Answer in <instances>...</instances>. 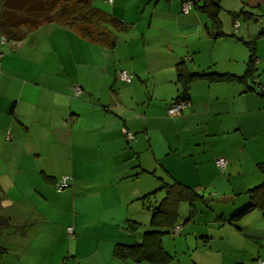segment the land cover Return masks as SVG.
Masks as SVG:
<instances>
[{"label":"crops","instance_id":"0c3cea01","mask_svg":"<svg viewBox=\"0 0 264 264\" xmlns=\"http://www.w3.org/2000/svg\"><path fill=\"white\" fill-rule=\"evenodd\" d=\"M96 1L116 20L110 43L47 22L26 34L44 32L32 44L35 70L14 69L0 53V217L14 229L0 234V264L46 254L56 264H129L115 246L157 229L145 207L152 196L141 198L173 181L201 199L193 212L180 204L168 234L202 241L201 264L264 260V210L239 214L264 182V0H218V34L198 7L183 13L182 0ZM250 62L254 81L243 78ZM176 63L192 75L189 104L169 116L184 84ZM120 70L131 82L117 79ZM63 177L70 185L55 189ZM215 243L228 251L212 255Z\"/></svg>","mask_w":264,"mask_h":264},{"label":"trees","instance_id":"16d2710c","mask_svg":"<svg viewBox=\"0 0 264 264\" xmlns=\"http://www.w3.org/2000/svg\"><path fill=\"white\" fill-rule=\"evenodd\" d=\"M193 7H198L208 15L218 34L221 27L218 19L220 12L218 0H205L201 7L193 3ZM115 21L109 20L98 8L92 5L91 0H66L62 5L58 0H0V38L6 42L22 41L29 31L37 29L43 23L53 22L78 31L79 28H75V26L81 22L85 28L80 29L81 31L79 30L78 33L83 38L94 42L105 41L110 43V36L106 33L108 32L107 27L110 25L115 28L117 26ZM99 25L103 29L97 33L96 26ZM253 72V62H250L243 78L254 81L256 76ZM191 76L187 75L181 67H178V77L182 83L190 80ZM186 84H183V90L175 98V101L189 99ZM58 181L52 182L55 187ZM56 189L63 190L64 188L56 187ZM158 191H163L164 195L159 202H156L154 194ZM247 193L249 204L239 214L249 209L264 210V182ZM150 197L151 201L148 204L145 203V207L151 212L150 225L157 229L145 232L143 241L140 243L117 244L114 254L121 259H130L134 262L148 261L152 264H166L172 256L163 247L161 236L170 233V231L172 233L174 227L177 226L178 210L182 202L190 203L191 212H193L192 203L201 198L195 190L178 181L163 182L160 188L146 194L141 199L144 203ZM130 227L133 229L134 225ZM6 228H9L8 221L0 217V234ZM5 255L6 249L0 245V260Z\"/></svg>","mask_w":264,"mask_h":264},{"label":"rangeland","instance_id":"374dc122","mask_svg":"<svg viewBox=\"0 0 264 264\" xmlns=\"http://www.w3.org/2000/svg\"><path fill=\"white\" fill-rule=\"evenodd\" d=\"M58 1L60 2V5H62L63 2H65L66 0H58ZM96 4L98 6H96L94 3L92 5L95 7H99L101 5V3L99 1H98V3L96 1ZM130 16H134V15L131 12H127L126 17H130ZM77 27L79 28L78 29V31H79L80 29L85 28V25L80 22L75 26V28H77ZM96 28H97V33H100L101 29H103L102 26L100 27V25L96 26ZM43 35H44V32H40L39 35H36L35 32H31L28 35H26V37L24 38V40H23L24 44L23 45H21V42H13V41L2 42V40L0 38V43H3V44H0V53H2L3 56H5L6 61H8L9 64L11 63V67L14 69L21 70V68H22L23 70H25L27 72L35 70V67L37 66V64L34 62V60L30 59V57L32 56V53L37 55L39 51L36 49L32 50V44L36 43L35 38H37L38 36H43ZM117 52L119 54L120 53L123 54L121 49H119ZM113 54L115 56V51ZM23 56H24V58H23ZM5 59H3V58L0 59L1 63ZM175 62L176 61H173V63H175ZM175 65L179 67L180 64L177 65V63H176ZM53 187L55 188L54 184H53ZM10 209H14V208H10ZM8 211H9V209H8ZM9 230H11V232L14 231V229H11V228H9ZM7 232H9V231H7ZM69 237L70 236L68 235V240L70 239ZM72 240H74V239H72ZM162 242H163L164 248L172 255V258L166 264H201L200 263V256L202 255V253L204 251V249L202 250V248L204 247L203 246L204 243L202 241H200L198 239L193 240L192 238L186 239V238H184L183 233H181L180 235H177V236H173L172 234H165V235H163ZM4 243L6 244V242H4ZM60 244H62L61 241H60ZM69 244L70 243H68V241H67L66 246H65L66 251L69 248ZM217 249H219V248L215 243L214 248L212 250V255H214V254L216 255L217 251L222 252V253L228 251L227 248H225L223 250H221V249L217 250ZM12 253L13 254H11V255H7L5 260H7V261L8 260L9 261L14 260L15 256H13V255H14V253H16L15 250ZM67 256H68V253L66 252L64 255V258ZM69 261H70V259H69ZM56 263H57L56 260L51 259V255L47 256V254L44 255V257L42 259L38 255H31V257H29V258L23 257L22 260H20V262H19V264H56ZM73 264H74V261H73ZM129 264H152V263H149L146 261L136 263V262L131 261V262H129Z\"/></svg>","mask_w":264,"mask_h":264},{"label":"built area","instance_id":"2783aa9c","mask_svg":"<svg viewBox=\"0 0 264 264\" xmlns=\"http://www.w3.org/2000/svg\"><path fill=\"white\" fill-rule=\"evenodd\" d=\"M192 9V3L187 1V0H182L181 3V10L183 13H188ZM238 27V22L234 23V28L236 29ZM2 41H5L4 39H1ZM117 79L126 83L131 82L132 76L129 72L126 70H120L117 72L116 75ZM258 88H260V92L264 95V86L258 85ZM74 97H79L83 94L82 89L79 86H74ZM189 102L188 100L185 99H179L178 101H175L172 105L167 110V114L169 116H175L179 115L183 112V110L188 106ZM126 137L128 140L133 139L134 134L131 132L126 133ZM227 161L225 158H218L216 160V166L221 170L224 171L226 168ZM71 179L69 177H63L61 178L58 182H56V187L59 189L66 188L67 186L70 185ZM68 233L70 234L71 237L74 236L72 228L68 227L67 228ZM256 264H264V260H257Z\"/></svg>","mask_w":264,"mask_h":264}]
</instances>
